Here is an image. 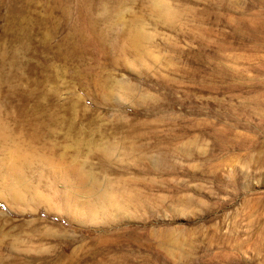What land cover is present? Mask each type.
Here are the masks:
<instances>
[{
  "label": "rangeland",
  "instance_id": "rangeland-1",
  "mask_svg": "<svg viewBox=\"0 0 264 264\" xmlns=\"http://www.w3.org/2000/svg\"><path fill=\"white\" fill-rule=\"evenodd\" d=\"M263 24L264 0H0V264H264Z\"/></svg>",
  "mask_w": 264,
  "mask_h": 264
},
{
  "label": "bare ground",
  "instance_id": "bare-ground-1",
  "mask_svg": "<svg viewBox=\"0 0 264 264\" xmlns=\"http://www.w3.org/2000/svg\"><path fill=\"white\" fill-rule=\"evenodd\" d=\"M162 4V3H160ZM165 4V3H164ZM162 4L160 5V9L162 10V14L165 15V16H168V15H172L171 14V11H169L167 9V7ZM171 9V8H169ZM160 11V10H159ZM160 13V12H159ZM161 14V15H162ZM170 17V16H169ZM166 20V19H165ZM170 20V19H169ZM264 25V24H263ZM133 33V32H132ZM143 32L139 29V30H136L134 33H133V37H132V41L136 43V41H139L143 38ZM140 42V41H139ZM134 45V44H133ZM135 46V45H134ZM3 131V130H2ZM1 132V131H0ZM2 135V134H1ZM11 154V153H10ZM18 154H20L19 152H16V151H13L12 154H11V157L10 159L8 160V163H9V166H8V172H9V176H8V179L7 181L5 182V186H7V191H9L12 195V197L14 198H21L24 191H25V183L24 181L22 182L23 180V177H22V169H21V166L18 162ZM27 155V154H26ZM27 158V157H26ZM24 159V158H22ZM72 172V171H71ZM81 172V171H80ZM75 172V175H76V178L81 181V182H84V181H87V176L85 174H83L82 172ZM74 177V176H73ZM76 180V179H75ZM90 180V179H89ZM93 180V179H92ZM87 185V183H86ZM96 187V183L93 181L90 182V185L87 187V189L89 191H92L94 188ZM109 188V187H108ZM88 191V192H89ZM86 192V191H85ZM98 193V192H97ZM97 196V195H96ZM100 200L102 201H105V202H109L111 204H114V205H117L118 201L116 199V197L112 194V192H104V193H101L100 194ZM104 202V203H105ZM91 204V203H90ZM99 204V203H98ZM87 206V204H85ZM102 205V204H100ZM89 206V204H88ZM99 207V206H98ZM95 208H96V205H95ZM88 210V209H87ZM97 210V209H96ZM90 211V210H89ZM95 213V211H93ZM177 242L176 241H173L171 242V246L172 247H175L177 248ZM180 246V245H179ZM175 250V249H174ZM262 251V250H261ZM260 251V252H261ZM173 252V251H172ZM177 252V251H175ZM259 252V253H260ZM172 254V253H171Z\"/></svg>",
  "mask_w": 264,
  "mask_h": 264
}]
</instances>
